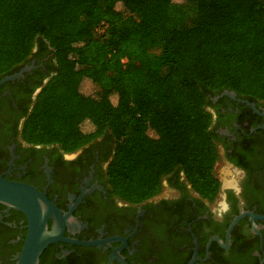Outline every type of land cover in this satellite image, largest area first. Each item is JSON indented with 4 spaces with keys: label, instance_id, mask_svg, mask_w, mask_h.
I'll return each instance as SVG.
<instances>
[{
    "label": "trees",
    "instance_id": "16d2710c",
    "mask_svg": "<svg viewBox=\"0 0 264 264\" xmlns=\"http://www.w3.org/2000/svg\"><path fill=\"white\" fill-rule=\"evenodd\" d=\"M46 49L52 75L26 141L74 151L109 135V185L123 201L180 173L215 199L208 106L224 90L264 100V0H0V78Z\"/></svg>",
    "mask_w": 264,
    "mask_h": 264
},
{
    "label": "flooded vegetation",
    "instance_id": "af4514ba",
    "mask_svg": "<svg viewBox=\"0 0 264 264\" xmlns=\"http://www.w3.org/2000/svg\"><path fill=\"white\" fill-rule=\"evenodd\" d=\"M50 57L41 50L14 72L27 68L19 77L0 84V176L40 192L65 218L63 238L96 244L57 241L38 264H264V100L230 90L224 91L232 96L222 91L210 99L219 182L213 201L180 173L165 177L157 195L132 204L110 188L115 144L109 135L74 151L22 137L52 75ZM26 224L21 211L0 203V264L16 263ZM53 225L60 221L48 219L47 229Z\"/></svg>",
    "mask_w": 264,
    "mask_h": 264
},
{
    "label": "water",
    "instance_id": "95a60500",
    "mask_svg": "<svg viewBox=\"0 0 264 264\" xmlns=\"http://www.w3.org/2000/svg\"><path fill=\"white\" fill-rule=\"evenodd\" d=\"M27 68L0 79V84L13 80L21 75ZM222 94L233 95V92L224 91ZM0 203L21 211L27 221L26 236L23 240L20 254L15 264H38L42 251L50 244L57 241L68 243L95 245L94 241H73L61 236L63 231L64 217L60 216L58 210L34 187L17 182L4 180L0 176ZM48 219L59 220L60 225H53L47 229ZM190 264V263H189Z\"/></svg>",
    "mask_w": 264,
    "mask_h": 264
},
{
    "label": "rangeland",
    "instance_id": "374dc122",
    "mask_svg": "<svg viewBox=\"0 0 264 264\" xmlns=\"http://www.w3.org/2000/svg\"><path fill=\"white\" fill-rule=\"evenodd\" d=\"M149 52H150V54H152V55H159L160 50H159V48H155V49H151V50H149ZM165 73H166V70L163 69V70H162V74H165ZM91 89H92L94 92H96V93H99V92H100V89H99L96 85H92V86H91Z\"/></svg>",
    "mask_w": 264,
    "mask_h": 264
},
{
    "label": "clouds",
    "instance_id": "9594fccd",
    "mask_svg": "<svg viewBox=\"0 0 264 264\" xmlns=\"http://www.w3.org/2000/svg\"><path fill=\"white\" fill-rule=\"evenodd\" d=\"M227 210V209H226Z\"/></svg>",
    "mask_w": 264,
    "mask_h": 264
}]
</instances>
